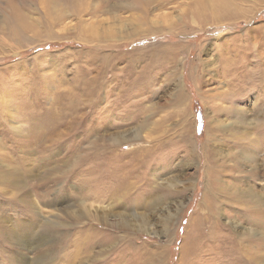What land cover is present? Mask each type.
I'll return each mask as SVG.
<instances>
[{
    "label": "rangeland",
    "instance_id": "obj_1",
    "mask_svg": "<svg viewBox=\"0 0 264 264\" xmlns=\"http://www.w3.org/2000/svg\"><path fill=\"white\" fill-rule=\"evenodd\" d=\"M195 1L0 0V115L6 121L0 123L3 130H0V152L11 151L19 158L24 155V144L28 143L26 128L16 134L7 125L22 122L16 117L20 104L27 102L29 108L31 105L37 110L47 107L50 127L65 129L60 142H51L50 157L53 164H57L58 159L65 161L63 166L68 173L61 183L55 180L57 172L51 169L52 177L47 184V189L51 190L49 199L58 200L62 195L71 202L80 199L81 168L78 167L82 164L80 166L79 161L74 164L73 156L78 155L89 140L101 142L98 138L108 132L132 128L139 120L145 121L149 112L150 121L157 119L161 128L156 132L141 131V138H132L121 145L117 143L115 147H98L97 157L91 158L90 165L87 162L82 167L83 172L88 168L95 173L98 167L94 178L99 182V191L106 192L116 182L118 173L104 169L129 164L131 168L124 170V174L129 175L119 174L137 178L139 188L134 191L147 198V204L135 208L136 201L131 199L124 208L110 198L92 203L91 211L105 209L108 205L117 211L126 209L130 216L127 228L121 226L120 217L115 215L109 217L111 224L104 217L90 215L91 219L84 226L60 215L61 220L71 224L62 227L66 232L64 242L56 243L55 258L50 264H256L257 260L250 254L264 253V174L256 175L249 182L262 198L259 204L247 195L248 190L240 192L245 184L239 181V174L248 172L243 173L241 170L245 168L240 166L231 167L239 149L236 142L233 145L222 131H218L220 146L213 148L209 139L206 154L211 156L207 172L202 168L204 155L199 153L207 136L206 115L212 113L211 105L216 101L221 107L232 104L225 97L209 99L229 88L231 75L222 79L217 72L227 51L235 49L237 55L233 58L244 65L242 57H248L245 52L255 54L252 51L255 37L260 48L257 53L264 54V0H215L220 8L228 2L226 15L215 19L210 16L214 0H205L208 6L205 9L196 7ZM162 43L176 44V51H161L162 55L153 57L152 51ZM252 61L258 62L257 58L252 59L248 67L255 64ZM176 67L177 78L171 74ZM177 80L186 95L183 105L173 95ZM88 83L95 90L85 97L82 87ZM253 95L248 93L249 104ZM181 108L184 111L180 112ZM57 115L60 125H57ZM224 117L220 114L219 119L223 121ZM179 122H183L181 131L186 135L182 142L176 139ZM160 131L164 133L152 142L157 143V147L151 144L145 147L151 139L147 137L148 132L156 136ZM11 136H15L18 145L9 147L13 141ZM193 144L197 159L186 154L189 148L194 149ZM131 147H137V151H130ZM181 155L188 161L182 163L186 159ZM25 157L14 158L19 168L26 163ZM140 158L142 160L137 162ZM21 168L24 172L25 165ZM254 168L248 171L262 172L264 164ZM41 172V169L36 171V176ZM58 186L60 192H56ZM39 189L42 193L43 188ZM204 191L206 195L202 198ZM232 191L236 195L238 191V197L233 199ZM9 194L0 188V215L12 219L16 216L23 221L32 218L21 198L11 201ZM154 200L159 204L152 208ZM65 204L43 209L53 216L55 208H66ZM77 208L70 205L67 209ZM139 215L145 219L142 223L135 218ZM87 219L88 215L80 221ZM235 220L246 228L255 224L253 228L260 233L237 230L232 223ZM86 226V233L96 238V242L87 240L80 232ZM123 232H129L131 237L121 238ZM87 241L93 246L88 247ZM0 243V259L5 257L4 263L11 264L5 255L12 251V245L6 240ZM97 243L99 247L95 246ZM99 248L103 249V254L96 262H91L89 255ZM153 254L158 262H154ZM81 258L85 262L79 263Z\"/></svg>",
    "mask_w": 264,
    "mask_h": 264
},
{
    "label": "bare ground",
    "instance_id": "obj_2",
    "mask_svg": "<svg viewBox=\"0 0 264 264\" xmlns=\"http://www.w3.org/2000/svg\"><path fill=\"white\" fill-rule=\"evenodd\" d=\"M195 2L198 3L196 4V7L201 6L204 9L208 8V6H205V0H196ZM218 3L219 2H216L214 0V5H212L213 10L210 11L211 19H215L218 16H221L225 14V12H227L228 2L222 4V8L219 7ZM253 39L254 40H253L252 51H255V54H253L251 51H246L245 53L247 54L248 57H242V60L246 62L244 63V65H242L243 64L242 61H239L238 59L235 60L233 58L234 55H237L234 52L235 50L234 49L231 52L229 50H228L229 52L227 51V54H226L227 56L224 57L223 61L221 62V65L217 69L218 75L222 79H225L227 76L231 75V77L229 76L231 78V82L227 83L229 88H226L224 93H221V92L215 93L209 99L210 100H214L216 98L224 99L225 97V98H228L232 102V104L223 105L221 107L217 105L216 103L217 101H216L211 105V107L213 108V111L212 113L210 114L207 113L206 115L207 125L205 128H206L207 136H206L205 142L203 143V146H201V151L199 153L201 155L202 154L204 155V158L202 159L203 160L202 168H204V170L206 169V172H207V167L210 165V156H211L210 153L206 154V151L208 149L209 139L212 141L211 146L213 145L212 146L213 148H216L217 145L220 146L218 131H222L223 133H225L226 137L228 136L230 142H232L233 145H235L234 143L236 142L237 147L239 146V149H238V152H235L236 154L235 161L232 162L233 165L231 167L233 169L235 168L238 169V166H240V167L245 168V170L243 169L241 170L243 173L245 171L248 172L247 174L245 173L239 174V179H240L239 181L245 184V187H248V189H245L244 187V189H241L240 192L244 193V191L248 190L246 192L247 195L250 196L256 203L261 204L262 198L259 195H257V190H255L249 182L252 181V179H254L256 175L264 174V170H262V172H256L253 170L248 171V168L253 169L254 167H259L260 163L264 164V54L259 55L257 53V51H259L258 49L260 48L259 46H257L255 37ZM171 45L172 46H168L162 43L159 45L161 47L155 48L152 51L151 55L153 57H157L159 55H162L160 54L161 51L163 52L165 50L172 51V52L176 51V46H175L176 44L175 45L171 44ZM108 58L109 56H107V59ZM254 58L255 59L257 58L258 62L255 63V61H252V64L253 63L255 64H253V66L248 67L247 65L248 64L251 65L250 61ZM174 69L175 70L171 72V74L173 77H175L176 75V78H177V67ZM231 72H233V74ZM224 83L226 84V82ZM82 90L83 92L81 93L84 94L85 97H89V93L92 94L93 91L95 90V87L92 86V84L88 83L86 87L85 86L82 87ZM174 90L175 91L173 92V95L175 96L178 103L180 105H183V102L186 99V95L184 94L183 90H180L178 80H177V85L174 87ZM249 92H252L254 94L252 97L251 104H249L250 102L247 101L248 100L247 96ZM204 102L206 104V101ZM27 104L29 103L24 102L19 105V109H16V110H19V112H16L19 115L16 116V113L15 112L13 113V117L15 118L16 116L20 118L22 122L19 124L16 123V125H13L14 123L10 125L9 122L7 124L9 125L8 127L12 130V132L13 133L15 132L16 134H18L20 130L23 129V127L26 128L27 130L26 136H27L28 143L24 144V147L26 149L24 152V155H20L21 158L26 155L25 157L26 163H24L25 169L23 172L21 167H24V165H22L19 168L18 164H15L16 160L14 158L21 159L19 158V156L14 157L11 151L10 153L6 151L4 153L0 152L1 157H2V160L0 159V185L2 184L0 188L5 189L7 192L10 193L9 195L12 198L10 199L11 201H15V200L17 201L18 197L19 199L21 198V200L24 202V207L26 208V210H29L30 214L32 213L31 215H29V216H32V218L25 219L23 221V220H19L16 216H14L16 219H12L11 217H5V216L0 215V237H1L0 242L3 240H6L10 243L8 245L10 246L12 245L11 246L12 251L9 250L10 253L8 255H5L6 258H10L11 264H50L51 260L55 258L54 254L56 251V245L58 246V244H62V242H64L66 232L64 231L62 227H65L71 224V223L69 224L66 223L67 221L61 220L59 217L60 215H65V217L69 219L77 220L83 226L88 224L89 220L91 219L90 215L94 218L104 217L105 220L108 221L110 224L112 223L111 222L112 218H109V217L115 215V216L120 217L119 223L121 224V226L124 228H127L128 224H130V218H129L130 216L128 217V213H126V209H124L126 208L127 203L131 201V199H133V201H136L134 202V204L136 203L135 208H138L139 205L143 207L147 204L148 199L145 198L142 194L138 196L136 194L138 192L134 191L135 188L137 189L139 188V181L136 180L137 178L136 177L131 178L129 176L125 177L119 174V173L124 174L125 167L131 168L129 164L124 163V166H121L122 168L113 167L112 170H110V168L104 169L106 172L113 171V173L114 172L118 173V175H116L115 176L116 178L114 179L116 180V182L114 181L113 186H110V188L107 189L106 192L99 191L98 189L99 182L95 180L94 178L95 175H97L96 173L99 171L98 167L96 169V173L94 169L87 170L88 168H86V170H84L85 172H83L82 167L83 165H87L86 164L87 162L91 163V160H92L91 158L95 159L97 157L96 153H97V150H99L98 147H100V149L101 148L103 149V147L108 148L109 146L110 147L114 146L117 143L118 144L120 143L119 145H121L123 144V142L132 141V138L140 137L141 131L148 130V131L156 132L161 128L159 127L157 119H153L150 121L151 119L150 116L152 114H150L149 112L148 117L146 118L145 121L139 120L138 124L137 123L134 124L135 126L132 128H129V129L120 128V129H115L111 132H108L105 136L98 138V140H101V142L89 140V144L85 143L82 146L81 150L79 151V154L78 155L76 154L77 156L76 155L73 156L74 164H76L77 161H79L80 166L82 164L81 167H78L79 169L81 168V173L79 175L81 176V178L79 177V183H80L81 190L78 192V193H81L80 199H77L75 196L76 199L71 202V201L64 199L65 195H62V198L60 197V199L58 200L49 199L48 195L51 190L47 189V184H48V180L52 177L50 176L51 169H53L54 172L55 171L57 172V174H55V180L58 179L61 183H63L66 180L67 174H68L66 170H64L65 166H63L65 161H61L60 159H58L59 161H57V164H53L52 157H50L51 142L52 141L60 142L63 139V136L65 135V129L64 127H50L51 126V119H50L51 115H50V112L47 110V107L41 106L42 108L39 107L37 110L35 109V107H31V105L29 108V105ZM26 105L28 108L26 107ZM182 111H184V108H181L180 112ZM220 114H224L226 116V118L225 117L223 118L225 120L222 121L219 119ZM0 117H1L0 123L6 122L1 115ZM57 119H58L57 125H60V116L57 115ZM182 121H185V120H182ZM179 125H180L179 131L176 129V134H177L176 139L177 141L182 142L186 138V135H184L181 131L183 122L181 123L179 122ZM189 129H190V124H189ZM96 130L98 129L96 128ZM163 133L164 132L160 131L158 135L155 134L156 136H152L148 132L147 137L151 139L148 140V143L147 145H145V147L147 146L150 147V144H151L152 146H154V148H156L158 144L152 143V142L157 141V139L161 137ZM13 137L12 139L14 142L11 141L13 145L11 144L9 147L18 145V142ZM100 144H103V145H100ZM34 145H38V147L35 148ZM90 148H93V149H90ZM193 148H194L193 150L189 148L186 154L188 156H191L192 159L193 158L197 159L194 144H193ZM130 151L136 152L137 147H133V148L131 147ZM90 153L91 154L94 153V155H91ZM184 155L183 156L181 155V156L184 157ZM185 159L186 160L182 161V163L188 161L187 158ZM141 160L142 159L140 158L139 160H137V162ZM137 162H132V164H138ZM90 163L88 165H90ZM212 166L213 168L215 167V165H212ZM39 169H41L42 172L38 173L36 176V171H38ZM220 169L222 170V166L220 167ZM227 169H229V166ZM100 172H102L103 174H106L104 173V171H100ZM32 175L35 177H32ZM124 175H129V174H124ZM208 175L209 174H207V177H206L207 180L209 178ZM235 176H238V174H236ZM33 180H37V181L34 182ZM177 184H180V183H177ZM59 186L57 187L56 192H60ZM34 187L36 191L33 189ZM39 187L43 188L42 193L40 192L41 189H39ZM82 187H84V190L82 189ZM231 188L232 187H230V189ZM63 190H64V186H63ZM205 191L207 192V187ZM205 191L202 194V198H204L205 197L204 195H206ZM231 194H232V198L234 199L235 197H238L237 195L239 194V192L237 191V195H236L232 191ZM108 198H110V200H113V202H119V204H121L120 206L124 207L123 210L117 211L115 210V208L113 209L109 208V205H108L107 207H105V209L101 210L98 208H94L93 211H91L90 207L92 206V203H98V202L100 203L104 199L108 200ZM154 201L155 202H152L151 204L152 208L156 207L159 204L158 201L156 200ZM237 203H239V201ZM57 204L58 205L65 204L67 205V207L63 209L55 208L56 213L53 216L45 213L46 211H44V209H46L47 207L49 208L50 206L57 205ZM70 205H73V206L77 205L78 208L76 210H68L67 208ZM212 206H214L213 203H212ZM95 207H97V205H95ZM111 207H112V204H111ZM257 213H259L258 209H257ZM87 215H88L87 221H80V219L82 220ZM135 218L140 223H142L145 220L143 218V215L136 216ZM95 221L98 222V220H95ZM232 223H233V226L236 227L237 230H242L245 233H250V230L254 231L255 234L260 233V231L257 232V229L253 228L255 224H251L253 225L251 228H246L243 226V224L241 225L236 220L232 221ZM87 227L88 226H86L84 230L79 229L80 232L84 233L87 236L85 237L87 238V240L90 239V241L96 242L97 241L95 240L96 238L90 236V233L88 232L86 233V231H88ZM130 237H131V234H129V232H123L121 235V238H130ZM77 240H78V237H77ZM87 243H88L87 245L88 247L93 246V244L90 245L89 241H87ZM72 244L74 245L75 242H72ZM98 244L100 243H97L95 246L99 247ZM0 248H1V243H0ZM103 252H104L103 249H100V248L97 251H93L89 255L91 262L95 260L97 261L99 257L103 254ZM249 253L251 252H247L246 254H249ZM86 255H88L87 250H86ZM250 255L255 261L257 260L256 264H264L261 262V261L264 262V253H259L257 254V256H254L253 253H251ZM152 256H154V262L155 261L158 262L157 261L158 258L154 254ZM79 260H80L79 263L83 261L85 262V260L82 258ZM0 261L3 262L1 264H6L4 263L5 257H1Z\"/></svg>",
    "mask_w": 264,
    "mask_h": 264
}]
</instances>
